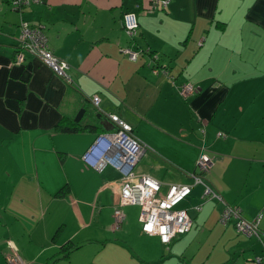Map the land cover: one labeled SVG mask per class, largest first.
I'll use <instances>...</instances> for the list:
<instances>
[{
    "label": "crops",
    "instance_id": "obj_1",
    "mask_svg": "<svg viewBox=\"0 0 264 264\" xmlns=\"http://www.w3.org/2000/svg\"><path fill=\"white\" fill-rule=\"evenodd\" d=\"M27 1L15 9L0 0V264L14 253L24 264H252L262 257L256 238L219 223L222 204L205 200L192 175L200 154L211 156L204 184L245 220L259 214L264 233V0H170L158 11H147L151 0ZM126 12L139 23L132 37L122 25ZM22 20L43 30L70 82L40 60L13 62ZM124 48L151 50L171 75L153 74L144 56L131 61ZM184 83L196 90L187 98L176 91ZM81 109L78 124L93 128L61 132L62 118L74 122ZM111 114L146 147L136 176L159 181L162 193L192 185L179 208L192 227L168 246L141 232L137 206L123 208L115 229L119 174L81 161L101 131L115 129ZM68 246L74 250L59 257Z\"/></svg>",
    "mask_w": 264,
    "mask_h": 264
},
{
    "label": "built area",
    "instance_id": "obj_2",
    "mask_svg": "<svg viewBox=\"0 0 264 264\" xmlns=\"http://www.w3.org/2000/svg\"><path fill=\"white\" fill-rule=\"evenodd\" d=\"M19 4L28 5L27 0L14 1V8ZM169 0H151L147 11L164 9ZM19 6V7H18ZM124 31L129 37L135 35L139 23L137 15L127 12L122 16ZM19 51L15 53L13 62H24L25 54L31 55L48 66L58 77L70 82L66 75L68 65L58 60L49 50L47 38L41 28L29 27L22 24L21 34L18 38ZM122 52L130 59L137 60L140 52L131 48H124ZM152 72L155 75H168V66L165 64H152ZM178 95L187 98L196 90L194 86L183 84L176 88ZM94 106H98L99 99H92ZM108 119L114 124L111 132L99 134L87 150L82 154V163L94 170L101 171L110 167L117 171L120 181L119 202L114 210V227L118 229L125 220L123 208L126 206L139 207V222L141 232L149 236H157L160 242L168 246L173 239L188 233L192 227V220L185 210H177V205L191 193L190 185L172 184L165 192H161L160 182L149 176H136L134 168L139 158L146 152V147L132 134L131 127L116 115H109ZM221 134H218L220 136ZM213 165V158L204 152L200 154L196 162L198 175H192L193 183L203 184V198L216 200L222 204L219 223L222 226L232 224L237 233L247 237H254L263 248V256L255 258L252 264H264V233L259 229L261 216L258 214L253 220L247 221L241 216L240 209L236 206L225 205L208 185L204 184L203 175L209 172ZM6 264H24L21 257L14 253L7 258Z\"/></svg>",
    "mask_w": 264,
    "mask_h": 264
},
{
    "label": "trees",
    "instance_id": "obj_3",
    "mask_svg": "<svg viewBox=\"0 0 264 264\" xmlns=\"http://www.w3.org/2000/svg\"><path fill=\"white\" fill-rule=\"evenodd\" d=\"M13 2L14 1H16V0H12ZM169 4H170V0H169ZM168 4V5H169ZM22 4H19V6H21ZM168 5H167V7H168ZM18 6V7H19ZM23 7H26L25 5H22V7H19V8H23ZM166 7V8H167ZM166 8H164V9H166ZM164 9H161V10H164ZM18 10H20V9H18ZM127 13V12H126ZM133 13H135V12H133ZM125 14V13H124ZM136 14V13H135ZM27 24L29 27H33L32 25H30L28 22H25V21H21V23H20V26L22 27V24ZM20 27V28H21ZM19 36H20V34L17 36V38H16V42H17V46H16V48H15V53L16 52H18L19 51V48H18V38H19ZM46 36V35H45ZM48 44V43H47ZM136 51H138V52H140V56L138 57V58H140V57H143L144 56V58L148 61V63H149V65H152V64H155V63H157V64H160V57L156 54V53H154V52H152L151 50H148V49H144V50H136ZM15 53H14V55H15ZM146 56V57H145ZM29 58H33V59H36L35 57H33V56H31V55H28V54H25V59H24V61H26L27 59H29ZM137 58V59H138ZM13 59H14V57H13ZM38 60V59H37ZM131 61H136V60H131ZM23 63V62H22ZM21 63V64H22ZM162 64V63H161ZM166 66H168V75L170 76L171 74H170V68H169V65L168 64H165ZM184 84H189V83H184ZM183 85V84H182ZM58 128H59V130L61 131V132H63V133H78V132H81V131H86L87 129H89V128H93L92 126H90V125H82V124H78V123H74V122H72L69 118H67V117H63L62 118V120L59 122V125H58ZM95 128V127H94ZM93 130V129H92ZM102 133L104 132H106V131H101ZM74 250V248H72V247H70V246H68V247H64V249L62 250V252H61V254H62V256H59V257H67L68 255H69V253L71 252V251H73ZM55 261V260H54ZM6 264V263H5Z\"/></svg>",
    "mask_w": 264,
    "mask_h": 264
},
{
    "label": "rangeland",
    "instance_id": "obj_4",
    "mask_svg": "<svg viewBox=\"0 0 264 264\" xmlns=\"http://www.w3.org/2000/svg\"><path fill=\"white\" fill-rule=\"evenodd\" d=\"M1 152H2V151H1ZM1 152H0V153H1ZM4 169H6L7 172H10V173H11V178H12V179H16V174H14V168L4 167ZM7 172H6V173H7ZM1 179H2V178H1ZM184 204H185V202H184V203L182 202L180 205L178 204L179 207H178V205H177L176 209H177V210H181L182 208H181V209H179V208H180L181 205L183 206ZM134 206H135V205H134ZM137 208H139V207L137 206ZM133 212L136 213V209L133 210ZM122 224H123V223H122ZM139 227H141L140 224H139ZM1 233H2V231L0 230V235H1ZM2 239H3V238H2Z\"/></svg>",
    "mask_w": 264,
    "mask_h": 264
},
{
    "label": "water",
    "instance_id": "obj_5",
    "mask_svg": "<svg viewBox=\"0 0 264 264\" xmlns=\"http://www.w3.org/2000/svg\"><path fill=\"white\" fill-rule=\"evenodd\" d=\"M85 113H86V109L79 110V112L76 114V116L74 118V122L79 123L80 120L82 119V117L85 115Z\"/></svg>",
    "mask_w": 264,
    "mask_h": 264
}]
</instances>
